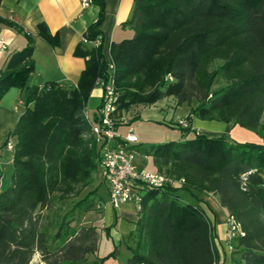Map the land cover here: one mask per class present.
Returning a JSON list of instances; mask_svg holds the SVG:
<instances>
[{
  "label": "trees",
  "instance_id": "trees-1",
  "mask_svg": "<svg viewBox=\"0 0 264 264\" xmlns=\"http://www.w3.org/2000/svg\"><path fill=\"white\" fill-rule=\"evenodd\" d=\"M90 2L101 12L84 36L103 39L104 1ZM125 26L133 37L110 49L117 119L133 106L170 97L189 107L187 126L177 122L186 132L180 140L129 148L151 155L156 169L176 181L144 186L128 264H225L204 206L210 195L244 232L231 241L234 263L264 264V0H135ZM39 30L57 43L44 23ZM26 37L0 74V100L18 87L26 104L9 135L16 144L12 182L0 191V264H31L36 253L46 264H103L113 253L88 260L99 250L100 229L74 228L67 219L95 207L91 195L98 190L84 192L101 167V145L84 114L98 78L108 75L103 42L96 48L82 39L77 47L87 58L77 84L40 87L28 84L35 38ZM195 118L241 125L263 140L210 137L194 127ZM71 200L72 209L61 215L58 205Z\"/></svg>",
  "mask_w": 264,
  "mask_h": 264
},
{
  "label": "crops",
  "instance_id": "crops-1",
  "mask_svg": "<svg viewBox=\"0 0 264 264\" xmlns=\"http://www.w3.org/2000/svg\"><path fill=\"white\" fill-rule=\"evenodd\" d=\"M103 1L105 17L100 30L103 36V52L109 54L114 42H120L134 35L133 29L125 26V23L131 17L135 0ZM100 12V5L92 2L85 7L82 0H2L0 17L17 24L23 32L0 22V43L2 41L4 44V47H0V74L6 68L11 56L26 46V33H29L35 38V46L32 54L34 71L28 84L40 87L47 83H57L62 86L77 84L86 68L87 58L77 55L76 49L89 27L99 19ZM40 23H44L51 34L56 37V44L40 34ZM24 93V89L12 87L0 100V191L4 190L6 184L10 186L9 182L10 184L12 182L14 151L8 148L7 143L10 139L16 143V138L9 137V135L26 109ZM102 95V89L97 87L93 90L91 97L102 101ZM21 101H24V104H21ZM155 105L156 103L149 107ZM133 107L139 109L141 105ZM132 110L133 108L125 112L130 113ZM97 113L98 110L94 111V116ZM127 113L123 116L128 119L129 123L123 125L133 127L132 118L128 117ZM195 120L193 124L197 128L198 123ZM210 124L213 125L210 126L212 128L202 129L203 133H207L210 137L228 135L236 128V125L232 123L210 122ZM6 174H8L7 180L9 176L8 181H5ZM204 200V206L216 225V243L221 258L226 260L225 264H227L228 256H225L227 252L222 248L228 243L226 241L228 213L220 205L217 197L210 195ZM102 212L101 219L92 224L97 226L101 233L99 250L96 255L104 257L113 253L103 264H128L132 256L133 234L138 221L135 206L131 202H126L117 210L109 204L108 207L103 208ZM102 236L106 239L104 244L101 241ZM100 250H102L101 254ZM92 261L94 259L90 260Z\"/></svg>",
  "mask_w": 264,
  "mask_h": 264
},
{
  "label": "built area",
  "instance_id": "built-area-1",
  "mask_svg": "<svg viewBox=\"0 0 264 264\" xmlns=\"http://www.w3.org/2000/svg\"><path fill=\"white\" fill-rule=\"evenodd\" d=\"M82 2L85 7L91 3L90 0H82ZM83 39L96 48L101 46L103 42L101 36L93 40H88L84 36ZM0 47H4L2 41ZM105 58L109 68L108 75L98 78L99 87L103 91L102 103L98 113L93 118L90 117L87 109L85 115L91 125V133L101 145L100 164L104 177L109 181L111 205L118 210L122 204L131 202L134 204L136 211H139L143 205L144 186L160 188L168 183H174L176 180L162 172L151 171L138 166L136 152L129 149L130 146L137 144L139 141L134 127H130L125 136L118 133V127L129 122L124 116H121L120 120L117 119L120 92L116 87L115 62L110 52L106 54ZM20 103L24 104V101ZM180 122L187 126L185 119L180 120ZM15 144L10 139L7 146L14 151ZM183 181L184 179L178 180L179 183H183ZM227 222V240H229V248L232 249V239L239 233L244 234V232L233 217H228Z\"/></svg>",
  "mask_w": 264,
  "mask_h": 264
},
{
  "label": "rangeland",
  "instance_id": "rangeland-1",
  "mask_svg": "<svg viewBox=\"0 0 264 264\" xmlns=\"http://www.w3.org/2000/svg\"><path fill=\"white\" fill-rule=\"evenodd\" d=\"M101 103L102 101H98L94 97H91L89 99L86 109L89 111L91 118L94 117V111H97L99 109ZM188 112H189V107H187L186 105L179 106L176 103V100L170 97L160 100L159 102L156 103L155 106L149 107L148 105V107H144V105L143 106L141 105L139 109L137 107L136 109L135 107H133V110L130 113L124 112L122 113V116L123 115L126 116L125 115L126 113L127 115L129 114L128 117L132 118V126L134 127L135 133L139 139L138 144H140L141 147L143 148H150L151 146H155L168 141H172V140L178 141L182 137H184L186 135V132L182 131L181 128L177 126L178 125L177 122L184 119L188 114ZM118 114H121L120 111L118 112ZM84 118L86 119L85 114H84ZM195 119H196L195 121L198 123L197 128L199 129L200 133L205 135H207V133H203L202 129H205L207 127L212 128L210 126L213 125H211L210 122L219 123L218 121H207L198 118ZM130 127L131 125H121L118 129V133L122 136H125L129 132ZM228 136H230L235 140H240V141L263 140V137L259 133L251 129L245 128L241 125H236L234 131L228 134ZM136 162L139 167H144L151 171H158L154 165L153 157L151 155L145 157L142 154L136 152ZM7 175L8 174H6L5 181L9 180V176L7 180ZM93 177L94 179L92 184H90L86 188L84 194L86 193L88 194L89 192H92L96 189L98 190L97 193L91 195V199H93V201L95 202V207L90 211H77L75 215L69 216L67 219L73 220L71 221V225L74 228H78L82 225L90 226L94 222H97L99 219H101L103 208L108 207L109 204L111 205L110 197H109V189H108L109 181L104 177V173L101 167H99L98 171H96L93 174ZM6 188H8L7 184L4 187V189ZM187 198L189 201H192V198L190 196H188ZM74 202L75 201L71 200L67 204L58 205L60 214L64 215L67 212H70ZM105 240H106L105 237H103L101 240L103 241L102 244H104ZM222 250L227 252V255L225 254L226 257L228 256L227 264H235L234 259H236L237 256L234 255L232 259H229L231 258L230 255L232 249L229 248L228 243L226 247L224 246L222 248ZM101 253L102 250H100V254ZM97 256L98 255L96 254H90L88 256V260L89 261L92 259L95 260ZM31 264H46V263L42 261L41 255L39 253H36L34 255Z\"/></svg>",
  "mask_w": 264,
  "mask_h": 264
}]
</instances>
